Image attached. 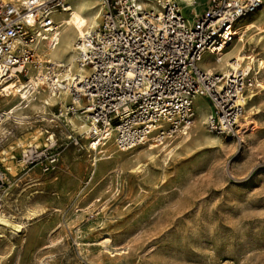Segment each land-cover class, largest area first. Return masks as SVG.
<instances>
[{
  "label": "rangeland",
  "instance_id": "rangeland-1",
  "mask_svg": "<svg viewBox=\"0 0 264 264\" xmlns=\"http://www.w3.org/2000/svg\"><path fill=\"white\" fill-rule=\"evenodd\" d=\"M205 1L182 13H202ZM245 23L225 48L248 40L246 53L257 59L253 111L248 121L240 118L238 138L208 131L211 106L201 96L187 135L162 141L165 148H150L148 140L124 149L110 138L94 152L82 115L79 130L63 119L75 116L64 112L69 97L52 105L46 120L30 108L5 115L0 264H264V4ZM215 56L205 52L200 66L220 72L224 58ZM52 154L54 167L45 170Z\"/></svg>",
  "mask_w": 264,
  "mask_h": 264
},
{
  "label": "built area",
  "instance_id": "built-area-1",
  "mask_svg": "<svg viewBox=\"0 0 264 264\" xmlns=\"http://www.w3.org/2000/svg\"><path fill=\"white\" fill-rule=\"evenodd\" d=\"M62 1L0 0V95L10 80L27 78L43 62L41 84L67 91L64 112L84 115L92 149L109 138L120 148L167 140L193 122L196 96L210 101L209 132L239 137L257 71L242 61L224 74L208 73L200 63L205 52L218 58L234 38V23L264 0H206L192 18L173 0H155L160 10L134 0H102L99 23L74 42L76 63L88 69L84 74H67L68 65L56 60L40 61L33 45L39 37L55 43L52 16ZM56 160L52 154L44 169Z\"/></svg>",
  "mask_w": 264,
  "mask_h": 264
},
{
  "label": "bare ground",
  "instance_id": "bare-ground-1",
  "mask_svg": "<svg viewBox=\"0 0 264 264\" xmlns=\"http://www.w3.org/2000/svg\"><path fill=\"white\" fill-rule=\"evenodd\" d=\"M13 1L21 3L24 0H13ZM134 1H136L137 3H140L141 5L150 6L154 9H157V10H160V8H161L159 6V3H157L155 0H134ZM173 1L178 3L179 8L182 12V9L188 8L189 6H191L194 0H173ZM162 2H163V0H160V3H162ZM92 3H93L92 0H63L61 6L54 9L52 17H53V21H54V25H55V29H54L55 43L51 45L46 40H42L39 37L37 39V41L33 44L35 46V50H36V53H37L40 61L58 60V59H62V58L66 57L67 62H63V61H58V62L63 63V64L65 63L68 65V69L66 72L67 74H71V73L84 74L87 72V70H88L87 68L80 67L76 63V56L73 54V47H74L75 39L82 36L86 31H88L91 28H94L99 23V19H100V15H101V11L103 10V7H101L102 10H101V8H97V7L95 8V6H93ZM101 3L103 6L102 0H101ZM262 4H264V3H262ZM258 9L255 12H257ZM245 18L246 17L240 18L239 20H237L234 23V29L231 31L232 36H233V33L235 30H240L243 28H247L249 26V23L248 24L245 23ZM241 37H243V36H241ZM251 39H253V38H251ZM225 48H227V47L225 46L223 48V50L219 53L218 58H217V59L224 58V61H222L220 63L221 64L220 67L218 66L220 69V72H213L212 69H214L213 68L214 66H207V68L205 70H207L208 73L224 74V73L228 72L229 67H236L237 65L240 64V62L242 60L247 59L248 63H252V61L257 60L255 58V56H253L251 54L249 55L246 53L247 50L251 49L250 48V42L248 40H247V42L241 44L237 48L230 49V51H225ZM74 49H75V47H74ZM229 56L231 58L227 59V57H229ZM72 61H74V64L72 63ZM40 63H43V62H40ZM259 65H262V61L259 62ZM41 67H42V64L35 70L31 69L28 72L27 78H24V80H20L21 78H16V79L10 80L7 83V86L5 88L6 92L4 93L6 95L2 97L3 105H2L1 109H3V111L0 112V120H2L5 117V115L8 116V115L14 114V113L20 114L26 108H30V109L34 110L35 112L42 115V118H41L42 120H46L45 114L52 113V115H53V112L50 111V107L52 105H55L58 102H61L62 105L64 104V102L67 100V97H68L67 91H61L60 93H57V92H55L49 88L48 89L49 92H48L47 89L44 87V92L42 94V91H41L42 85H40L41 81H40V76H39V74L41 73ZM17 83H19V84H17ZM10 89H11V91L8 93V91ZM32 92H35V96L30 98V93H32ZM253 94H254L253 92H250L246 96L244 112L241 115V119L243 121H248L250 118L251 112L253 111L251 101H249L252 99ZM81 105H82V103L80 100L75 102V106L77 108L80 107ZM196 107L200 113L209 112L208 104L204 105L203 107L201 105L197 104ZM77 113L81 114L82 117L85 119L84 115L80 111H74V113L72 114V115L75 114L74 117L64 116V118H63L66 121L67 125L70 128H73L75 130H79L83 127V125H81V123H79L80 121L76 122V119L78 120L81 118L80 115ZM66 114H68V113H66ZM55 117H57V116L54 115V118ZM199 117L202 118L201 116H199ZM47 120L52 121L54 119H51V118L48 119L47 118ZM85 121H86V119H85ZM205 121H206V119H205ZM199 124H200V122H199ZM187 129H185L181 132H184L187 135V133H188L186 131ZM109 142L106 141V143L104 145H106ZM88 143H89V141H88ZM162 143L163 142L150 143L149 147L150 148H154V147L165 148L169 144V143L168 144L167 143L162 144ZM161 144H162V146H160ZM107 147H109V146H107ZM110 147H111V145H110ZM100 148H101V146L99 148H95L93 150H94V152H97V151L103 152L104 150H102ZM124 149H130V148H124ZM3 217H5V216H3ZM3 217L0 216V220L3 222H6V220Z\"/></svg>",
  "mask_w": 264,
  "mask_h": 264
},
{
  "label": "crops",
  "instance_id": "crops-1",
  "mask_svg": "<svg viewBox=\"0 0 264 264\" xmlns=\"http://www.w3.org/2000/svg\"><path fill=\"white\" fill-rule=\"evenodd\" d=\"M201 98H203V99H205V100L207 99V98H205L204 96H201ZM207 101H208V99H207Z\"/></svg>",
  "mask_w": 264,
  "mask_h": 264
}]
</instances>
